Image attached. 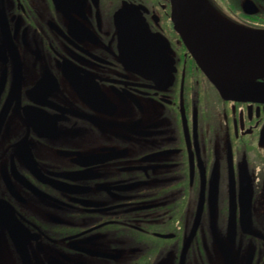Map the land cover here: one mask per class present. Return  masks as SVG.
I'll list each match as a JSON object with an SVG mask.
<instances>
[{
    "label": "flooded vegetation",
    "instance_id": "af4514ba",
    "mask_svg": "<svg viewBox=\"0 0 264 264\" xmlns=\"http://www.w3.org/2000/svg\"><path fill=\"white\" fill-rule=\"evenodd\" d=\"M220 86L170 0H0V264H264V78Z\"/></svg>",
    "mask_w": 264,
    "mask_h": 264
},
{
    "label": "water",
    "instance_id": "95a60500",
    "mask_svg": "<svg viewBox=\"0 0 264 264\" xmlns=\"http://www.w3.org/2000/svg\"><path fill=\"white\" fill-rule=\"evenodd\" d=\"M201 2L217 12L207 0H170L171 20L188 52L206 76L220 91V81L264 78V29L240 25L243 27L241 31H224L206 14ZM140 27L124 40L131 45V48L125 47L129 61L132 47L140 53L148 49L146 47L150 38ZM146 55L144 52L142 56ZM148 56H152L151 52ZM141 61L139 67L143 68L145 65Z\"/></svg>",
    "mask_w": 264,
    "mask_h": 264
},
{
    "label": "bare ground",
    "instance_id": "6f19581e",
    "mask_svg": "<svg viewBox=\"0 0 264 264\" xmlns=\"http://www.w3.org/2000/svg\"><path fill=\"white\" fill-rule=\"evenodd\" d=\"M203 10L206 12V14L216 23V25L224 30V31H241L243 30V27L238 25L237 23H234L232 21H229L228 19H225L221 15H219L217 12L212 10L208 5H206L204 2H201Z\"/></svg>",
    "mask_w": 264,
    "mask_h": 264
},
{
    "label": "rangeland",
    "instance_id": "374dc122",
    "mask_svg": "<svg viewBox=\"0 0 264 264\" xmlns=\"http://www.w3.org/2000/svg\"><path fill=\"white\" fill-rule=\"evenodd\" d=\"M245 27V26H244ZM246 28V27H245Z\"/></svg>",
    "mask_w": 264,
    "mask_h": 264
}]
</instances>
